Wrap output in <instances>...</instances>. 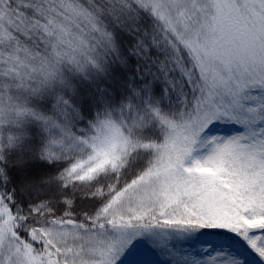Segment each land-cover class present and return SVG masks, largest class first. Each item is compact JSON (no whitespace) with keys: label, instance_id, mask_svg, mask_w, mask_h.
I'll list each match as a JSON object with an SVG mask.
<instances>
[{"label":"snow or ice","instance_id":"1","mask_svg":"<svg viewBox=\"0 0 264 264\" xmlns=\"http://www.w3.org/2000/svg\"><path fill=\"white\" fill-rule=\"evenodd\" d=\"M0 264H264V0H0Z\"/></svg>","mask_w":264,"mask_h":264}]
</instances>
